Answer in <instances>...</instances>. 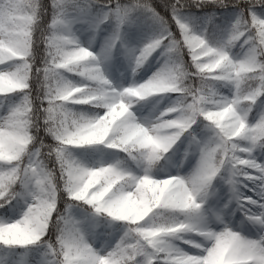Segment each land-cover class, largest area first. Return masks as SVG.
Masks as SVG:
<instances>
[{"label":"clouds","instance_id":"clouds-1","mask_svg":"<svg viewBox=\"0 0 264 264\" xmlns=\"http://www.w3.org/2000/svg\"><path fill=\"white\" fill-rule=\"evenodd\" d=\"M91 3L98 5L102 0H91ZM30 5L31 0H12L7 7L17 22L26 27L27 17L31 15ZM245 30V21L236 22L226 35L214 42L219 54L215 51L211 55L202 53L206 59L198 71L202 76L215 73L210 79L193 78L191 66L183 63L182 57H171L143 80L134 81L129 105L152 97L163 98L171 92L184 93L180 101L183 103L195 91V102L189 101L191 106L186 105L181 115L172 119L165 117L174 112L175 107H170L169 103L158 108L160 100L140 118L129 113L123 102L109 112L105 107L108 91L103 84L110 80L101 64L110 51L105 57L103 46L100 54L94 56L83 47L63 46L61 59L66 61L63 64L66 73L80 78L73 81L62 75L54 80L61 98L69 101L57 108L54 122L61 145L67 147L61 150L57 160L45 158L38 169H30L31 174L23 177L26 190L22 189V194L30 197L33 203L27 206V215H22L16 223L7 229L0 227V240H28L33 232L46 229L50 224L55 236L47 242L54 247L78 244L81 237L87 240L83 224H57L47 208L53 192L57 202L67 197L65 188L69 185L76 193L73 201L83 200V203L66 199L63 202H72L74 207L83 209L85 217L98 227H114V222L118 223V244L125 239L147 240L151 247L167 254L180 248L177 242H194L207 231L206 213L202 208L193 211L197 206L190 203L199 199L203 204L209 194L212 181L201 183V177L212 168L219 170L225 152L238 147L236 143H229L233 139L250 142L252 136H264V107L256 122L248 123L252 110L250 102L264 90V47L257 48L250 35L248 46L241 44L239 54H231V48ZM76 41V38L69 40L68 44ZM147 59L144 57L132 73H136ZM97 70L100 78H97ZM221 89H227L229 94ZM73 105H90L97 111L78 110ZM194 112L203 117L202 122L219 128L220 133L200 146L187 141L177 154L174 145L180 139L178 120L187 119ZM203 126L207 127L204 123ZM21 131L28 134L26 126ZM33 142L35 147H42L35 138ZM72 149L82 151L77 155ZM190 155L194 160L182 173L180 169ZM12 160L13 157L0 150V161L10 164ZM157 172L165 173L164 179H157ZM230 172L231 199L241 193L247 173L239 169ZM14 174L15 169L0 172V197L21 194L13 186ZM260 192L264 194V180ZM58 211L63 212L60 208ZM261 234L264 235V226ZM126 247L134 251L135 243Z\"/></svg>","mask_w":264,"mask_h":264},{"label":"snow or ice","instance_id":"snow-or-ice-1","mask_svg":"<svg viewBox=\"0 0 264 264\" xmlns=\"http://www.w3.org/2000/svg\"><path fill=\"white\" fill-rule=\"evenodd\" d=\"M12 0H0V150L7 156L13 157L10 164L0 161V172L15 169L14 188L25 189L23 181L25 175H30V169H38L45 158L57 160L58 154L66 145H61L60 136L54 126L56 110L62 104L69 101L61 98L60 90L54 86L55 78L66 73L61 59V49L67 45L70 47L82 46L78 41L68 44L69 40H75L72 33V24L84 19L89 15V9L97 8V14L90 18V26L96 29L104 21H114V31L107 37L104 44V53H107L120 41L121 25L128 22L133 13L139 12L153 25V34L147 41L135 49H126L130 62L131 72L141 64L144 57H149L156 49L160 48V57H163L161 65H165L171 57H182L183 63L191 66L190 75L193 78H208L212 74L199 73L198 68L206 59L202 53L211 55L213 51L219 54L214 42L209 40L206 32L196 30L194 20L189 12L190 9L201 10L206 7L219 9H232V19L229 26L224 30L225 35L235 26L236 22L245 21L246 30L238 40L240 45L248 46L247 40L251 35L257 48L264 47V0H188L180 3L178 0H157L153 5L152 0H131V3L121 4L120 0H102V3L94 5L91 0H31V15L27 17V26L20 25L15 19L12 11L7 5ZM69 9L74 13L69 16ZM159 9V10H158ZM212 19L214 14H206ZM174 24L175 29L170 30ZM237 42V41H236ZM123 47V44H121ZM187 55V60L184 55ZM93 55H98L94 54ZM101 73L97 70V78ZM87 83V80H81ZM102 82V81H101ZM130 80L127 86L114 85L111 81L103 84L108 91V102L105 107L109 112L118 103L123 102L128 106L129 113L133 112V105H129V92L133 91ZM172 96L169 106L175 107L165 118L179 117L189 101L195 102L193 96L184 97L182 92H171ZM264 95V90L259 92L250 103L252 106L257 98ZM249 121V125L256 122ZM203 121V117L194 112L187 119L178 120L177 134L181 137L188 133V141L194 146H200L220 133L215 125L204 124L203 130L207 135L198 138L191 134L189 129L195 123ZM27 127L28 134L21 129ZM43 131V136L38 135ZM46 137L51 142L45 143ZM33 138L40 142L42 147L34 146ZM229 143H236L238 147L224 154V160L219 165V170L212 168L206 176L201 177V183L213 181L218 174L224 173L222 177L226 185L232 184L230 170L239 169L247 173L241 188L251 192V196L240 194L233 196L236 209L241 213L244 221L253 225L254 235L245 236L240 231L234 230L230 224L220 222L219 229L208 226L196 240L183 243L186 248L162 253L151 247L147 240L128 241L122 240L117 243L101 241L99 248H94L89 239L81 237L80 242L69 245L67 248L57 245L52 246L49 239L48 228L39 232H33L28 240H0V247L4 248H30L36 246L43 250L42 255L46 258L43 264H264V235L261 228L264 226V194L260 192L261 181L264 180V158L257 160L255 153L264 149V136H252L250 142H240L233 139ZM19 167H16V165ZM235 165V169H233ZM164 179V177H157ZM247 181V183H244ZM251 185V187H249ZM67 197L62 198L75 203H83V200L73 201L76 195L72 187L66 186ZM82 195V193H81ZM15 197L6 194L0 197V209L11 214L15 211V205L11 203ZM72 202H64V210L60 213L54 192L47 208L51 212V218L57 224L80 225L87 229V236L93 238L106 233H96L98 227L86 217L83 223L72 218L68 209L73 206ZM24 207L16 219L0 220V227L7 229L16 223L22 215H27V206L33 201L30 197L23 199ZM190 203L196 205L193 211H199L201 200L193 199ZM8 206L7 208L5 206ZM135 243V250H129L126 246Z\"/></svg>","mask_w":264,"mask_h":264},{"label":"rangeland","instance_id":"rangeland-1","mask_svg":"<svg viewBox=\"0 0 264 264\" xmlns=\"http://www.w3.org/2000/svg\"><path fill=\"white\" fill-rule=\"evenodd\" d=\"M130 2H125L127 4ZM258 11V10H257ZM232 9H228L225 12L224 18L222 20L216 19L213 15L212 19H208L206 14L207 12H200L197 16H195L194 27L196 30L203 29L208 37L210 38L211 34H214L215 41L222 38L225 35V29L229 26V23L232 19ZM69 16L74 13L69 9ZM97 14L96 6H93L89 9L88 17L81 19L79 22L76 21L72 24V33L77 39V41L85 47H88L90 51L94 54H100L101 48L104 46L105 41L108 36L114 31L115 22L114 21H104L95 30L90 26V18ZM212 14V13H211ZM138 15H142L139 12L133 13L130 20L121 25V38L120 41L117 42L119 47L121 44L128 45L135 48H138L143 43L147 41L149 36L153 34V25L151 22H141V19ZM264 15V13H261ZM213 22V23H212ZM83 23V25H80ZM83 29H87L86 32H83ZM162 49H156L145 61V63L137 70L136 73H132L130 69L129 58L126 61L125 65L119 71H113L110 69L111 57L113 56V51H110L107 55V58L102 61L101 67L107 78L114 84L120 86H127L129 81L139 82L146 78L152 71L158 68L163 62V57H160V52ZM240 52V42L237 41L235 45L231 48L232 55H238ZM64 75L73 81H79L80 78L71 75L68 73H64ZM225 93V92H224ZM229 94V93H225ZM172 99V96L165 94L163 98L161 97H152L146 101H139L133 105L134 114L140 118L144 117L149 113V109L155 103L156 100H160V104L157 105L158 108H162L165 105L169 104ZM72 107L83 110L81 105H73ZM264 107V102L258 104V110L255 114V119L260 114V111ZM3 109L0 108V111ZM254 119V120H255ZM191 133V131H189ZM195 130H192L193 135L198 138L206 136L207 133L203 129L194 133ZM188 141V133L183 134L180 139L177 141L176 145H174V150L179 154V152L184 148L185 143ZM72 151L79 155L82 150L80 149H72ZM256 159L260 160L264 158V149H259L257 153H255ZM178 158V157H177ZM194 160L193 156H188L186 158L185 164L181 167L180 171L183 173L188 170ZM170 172L174 173L175 169H169ZM165 173L157 172V177H162ZM225 174L220 173L215 177L212 181V184L209 188V194L205 198L204 203L201 205L202 210L206 213L207 220L209 226L214 229H219L220 222L216 220V216L220 217V221L224 223L230 224L234 230H238L242 235L252 236L254 235V227L248 222L244 221L241 213L236 209L235 201L230 199V194L228 191V185L224 183V179L222 178ZM247 183V181H244ZM251 187V185H249ZM18 191L21 192L20 195L16 196L11 203L15 205V211L11 214L5 213L0 215V220H12L16 219L19 215V212L23 210L24 196L22 194L23 190L17 186ZM240 191L244 193V195L251 196L252 193L248 192L247 189L241 188ZM8 207V206H7ZM69 214L73 219L77 221H81L83 223L85 218V213L83 209L77 207H70L68 209ZM119 228V224L114 222V227H96V233H106L108 235H99L93 238L92 235L88 236L90 242H92V246L94 248H99L101 246V241H107L108 243H114L115 239L119 236V231L116 229ZM180 247L186 248L187 246L177 242ZM43 250L36 246H32L30 248H4L0 247V264H43L44 259H46L42 255ZM34 255L37 257L35 261H33Z\"/></svg>","mask_w":264,"mask_h":264},{"label":"trees","instance_id":"trees-1","mask_svg":"<svg viewBox=\"0 0 264 264\" xmlns=\"http://www.w3.org/2000/svg\"><path fill=\"white\" fill-rule=\"evenodd\" d=\"M46 2H47V0H45V3H46ZM125 2H130V3H131V0H120V3H121V4H124ZM152 3H153V5H156L157 0H152ZM158 10H159V9H158ZM202 10H206V11L214 10V11H216V13L218 14V16L221 17V16H223L225 10H227V9H219V8H215V9H214V8H212V7H206V8H203V9H201V10L190 9L189 12H190V14H191L192 16L195 17L196 14H197L198 12L202 11ZM138 17L141 19V22H145V23H146V22H149V20H147L143 15H138ZM174 29H175V25H174V24L170 25V30H174ZM184 59L187 60V55H186V53H185V55H184ZM221 90H225V91H227V89H221ZM259 101H264V95H261L260 97H258L256 103L252 106V110H251V112L249 113L250 116H251V118H249V121H253L254 118H252V115H253V112L256 110V105H257V102H259ZM81 108H83L84 111H88V112L97 111V109H94V108H93L92 106H90V105H81ZM203 123H204V122H202V121H201V122H198V123H195V124H193V125L191 126V128H190L189 130H193V129L196 130V129H198L199 127H202V126H203ZM38 135L43 136L44 134H43V132L41 131ZM44 142H45V143H49V142H51V138L45 136ZM58 207H59L61 210H64V207H65L64 202H63V201L59 202V203H58ZM2 210H4V209H0V213H2ZM49 233H50V235H49V234H46V236L44 237L45 239L54 238V236H55V232H54V230H53L52 228L49 229Z\"/></svg>","mask_w":264,"mask_h":264},{"label":"bare ground","instance_id":"bare-ground-1","mask_svg":"<svg viewBox=\"0 0 264 264\" xmlns=\"http://www.w3.org/2000/svg\"><path fill=\"white\" fill-rule=\"evenodd\" d=\"M79 22H81L79 20ZM80 25H83L81 23ZM87 29H83V32H86ZM126 49H134L131 46L128 45H123V47H119V44H116L111 51H113V56L110 58L111 59V64H110V69L113 71H119L120 69L123 68L125 65L126 61L128 60V55L126 54Z\"/></svg>","mask_w":264,"mask_h":264}]
</instances>
